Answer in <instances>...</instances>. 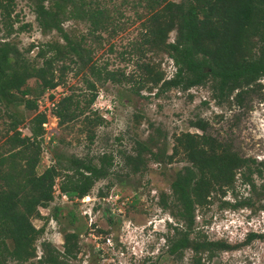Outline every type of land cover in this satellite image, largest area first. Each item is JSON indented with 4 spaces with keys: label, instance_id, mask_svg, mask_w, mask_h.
I'll list each match as a JSON object with an SVG mask.
<instances>
[{
    "label": "trees",
    "instance_id": "trees-1",
    "mask_svg": "<svg viewBox=\"0 0 264 264\" xmlns=\"http://www.w3.org/2000/svg\"><path fill=\"white\" fill-rule=\"evenodd\" d=\"M31 1L40 29L57 31L64 42H44L37 46L35 58L29 59L8 39L13 31L15 2L0 0V31L4 34L0 38V105L9 119L6 146L0 151V264H8L9 260L16 264H33L32 259L37 256L35 242L43 233L44 225L35 227L31 219L40 216L39 207L54 199L56 185L68 201H75L87 195L97 180L105 178L112 166L110 153H102L96 162L74 155L62 159L57 155L53 164L37 172L46 133L42 124L47 120L45 110L38 109V102L43 99L53 101V95L48 91L63 82L71 64L77 66V72H87L90 76L85 78L88 92L84 90L76 95L71 91L61 96L52 102L50 112L57 117L58 125L82 117L87 138L92 141V127L104 121L90 108L97 95L95 81L129 80L123 72L117 77L115 71L98 66L91 56L90 46L83 44L86 37H73L61 27L62 20L70 17L86 21L87 34L96 40H102L104 33L107 37L113 36L122 28L120 17L115 15L121 13L109 7V0ZM120 3L145 8L142 43L149 49L166 52L175 66L173 75L167 79L162 74L150 76L147 80L153 87L160 83V89L174 87L184 91L209 82L217 103L232 97L238 106L243 105L247 95L262 88L264 0H121ZM171 31L175 34L169 41ZM144 67L150 74L151 69ZM29 79H34V85L28 84ZM18 103L33 111L28 120V135L19 129L23 116L17 110H10ZM190 125L200 132H179L173 138L171 153L166 156L169 160L179 156L188 163L175 172L170 183V197L175 209L172 213L182 223L176 226L167 251L181 258L188 249L191 264H205V260L216 252L237 245L220 239L209 240L196 226V207L207 204L213 193L224 194L234 185L238 173L241 183L264 195V162L241 156L230 140L208 131L210 125L204 118L197 116ZM138 146L150 151L155 160L165 153L164 150L152 152L141 142ZM141 155L138 150L134 156H127V161L136 162L132 164V171L138 170V165L143 162ZM254 174L263 179L258 185L253 179ZM161 200L163 207H167L164 199ZM244 203L248 204V200L236 205ZM59 210V207L54 208L55 217ZM256 235L249 232L245 241ZM77 238L76 230L63 232L62 250L42 242V253L36 263L66 264L64 258L77 255Z\"/></svg>",
    "mask_w": 264,
    "mask_h": 264
},
{
    "label": "rangeland",
    "instance_id": "rangeland-1",
    "mask_svg": "<svg viewBox=\"0 0 264 264\" xmlns=\"http://www.w3.org/2000/svg\"><path fill=\"white\" fill-rule=\"evenodd\" d=\"M14 2L13 31L8 39L29 59L35 58L37 46L44 42H64L57 31L40 29L31 0ZM120 2L109 0L108 3L121 13L115 15L120 17L122 28L111 37L104 33L102 40H96L87 34L86 21L67 17L61 22L63 31L69 35L86 37L83 44L90 46L98 66L115 71L117 77L123 72L129 80L95 81L97 95L90 108L104 121L92 127V141L87 138L82 117L58 125L57 117L50 112L51 103L61 96L71 91L76 95L80 91L88 92L87 72H77V66L71 64L63 82L48 91L53 101L38 102V109L46 112L50 131L43 136L37 172L53 164L57 155L62 159L74 155L96 162L105 152L112 154L113 161L109 174L94 183L85 199L71 202L55 191L54 199L39 207L40 216L31 219L35 227L44 225L43 233L35 242L37 255L42 253V242L62 250L63 232L76 230L78 252L76 257L64 258L66 264H191L190 250H185L181 258L167 251L176 226L182 223L172 213L175 209L170 183L175 172L188 164L179 156L172 160L166 158L171 153L173 138L179 132H200L190 125L199 116L208 120L209 132L230 140L241 156L264 162V78L260 81L262 88L247 95L241 106L234 104L232 97L217 103L209 82L184 91L174 87L160 89V83L153 87L147 80L150 76L162 74L167 79L173 75L175 66L166 52L149 49L142 43L145 8ZM174 34V31L169 33V41ZM3 36L1 30L0 38ZM144 66L151 69L150 74ZM28 84L34 85V79H29ZM48 92L43 95L45 99ZM10 110H17L23 116L19 129L28 135V120L33 111L26 110L21 103L11 106ZM8 120L0 105V151L6 146ZM138 142L152 152L164 150V156L153 159L151 152L140 148ZM138 150L143 162L138 170L132 171V164L136 162L130 163L127 156H134ZM237 177L224 194L213 193L207 204L196 207V226L209 240L220 239L237 245L216 252L205 264H264V195L241 183L239 173ZM253 179L257 185L263 180L256 174ZM162 198L167 207H163ZM242 200H248V204L236 205ZM55 207L60 208L56 217ZM249 232L257 235L246 242ZM38 256L32 259L33 264H37ZM8 264L16 263L9 260Z\"/></svg>",
    "mask_w": 264,
    "mask_h": 264
},
{
    "label": "built area",
    "instance_id": "built-area-1",
    "mask_svg": "<svg viewBox=\"0 0 264 264\" xmlns=\"http://www.w3.org/2000/svg\"><path fill=\"white\" fill-rule=\"evenodd\" d=\"M51 105H53V103H51ZM43 127H44V129H45V131H46V133H49V129H50V127L49 128H47V126H48V120H46L43 124ZM56 191H58V193L60 194V196L61 197H63V198H66L67 199V196L65 195V194H63V193H60L59 192V190L56 188ZM88 195H84L83 197H81V198H76L75 200H83V199H85V197H87ZM68 200V199H67ZM38 256V255H37ZM36 256V257H37ZM38 257H40V256H38Z\"/></svg>",
    "mask_w": 264,
    "mask_h": 264
}]
</instances>
